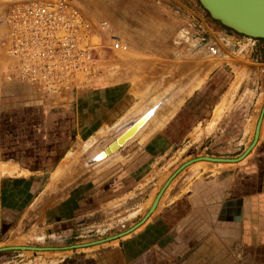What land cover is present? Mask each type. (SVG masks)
<instances>
[{"label":"crops","instance_id":"crops-1","mask_svg":"<svg viewBox=\"0 0 264 264\" xmlns=\"http://www.w3.org/2000/svg\"><path fill=\"white\" fill-rule=\"evenodd\" d=\"M127 42L126 54L107 53L115 56L101 65L91 90L61 99L7 84L0 41V248L54 236L56 227L67 237L73 226L115 223L117 209L140 192L134 188H143L139 204L147 212L159 192L150 198L148 179L160 175L149 162L200 140L222 99V135L237 132V144L251 143L264 103V68L239 83L196 41ZM135 124L114 152L97 158ZM185 168L131 232L23 261L0 254V264H264V109L243 158Z\"/></svg>","mask_w":264,"mask_h":264},{"label":"rangeland","instance_id":"rangeland-1","mask_svg":"<svg viewBox=\"0 0 264 264\" xmlns=\"http://www.w3.org/2000/svg\"><path fill=\"white\" fill-rule=\"evenodd\" d=\"M25 1L28 0H0V36L5 31L2 20L5 17L8 7L11 4L22 3ZM70 1L78 6L87 20L94 24L103 21L108 25V32H102L100 36H98V40H95L96 43L94 42L95 44L99 43L100 45V69L104 68L101 65H103L108 58L113 60L115 56L107 54L110 52L107 48L109 43L108 33L116 36L122 43L126 44V46H128L127 41L129 40H149L152 43H156L157 40L160 42L178 39L185 42L190 40L196 41L198 43L197 50H199V47L204 48L206 46L208 55L212 56L213 64L229 66L231 72L227 74L231 75L233 79H235V77L237 79L238 77L239 83L247 74L250 75L249 77L253 78V73H261L260 69L264 68V63L256 64L253 61V56L264 59V45L260 43V41L254 42L255 39L253 38L238 35L221 26L218 22L211 20L196 0H143V3L140 0ZM142 6L143 10H141ZM111 8L116 10V13L114 14L115 17L109 13ZM131 9L133 12L130 14L129 10ZM0 38V41H2V37ZM234 39H236V41H234ZM128 50L127 47L126 51H117L115 53H117L116 55L126 54ZM237 64L240 67L239 70L236 69ZM237 88L238 85L235 83L234 87H232V96L235 95ZM222 101H225V99H222L221 102ZM263 104L261 107H263ZM224 107H226V104ZM213 121H215L213 127L210 130L205 129L203 137L200 140L190 144H188L186 140L179 146V148H174L173 150L165 152V155L162 158L160 157L159 160L149 162V165H151L150 170H153V172L159 171L160 174L159 176H150L148 179V185L151 187L148 188L151 190L150 198L155 192H158L161 189L166 180H168V178L182 164L200 157L235 159L241 155L239 154L240 151H244L247 148V144H237L239 139H235L237 135L235 129L233 131L229 130V133H235L228 136V139L222 135L223 133L226 134V130L223 131L221 129L222 125L220 117L218 120L213 119ZM245 134L249 140L250 131L249 133L247 131ZM199 161L201 160L192 163H197ZM185 167L186 166L181 170L183 172H188L185 170ZM177 173L169 180L168 184L178 175ZM167 185L165 187H167ZM134 189L140 190V192L137 191L138 193L130 196V198L127 197L126 208L123 207L117 209L116 219H114L115 223H110L108 220L105 224L99 225L98 227L73 226L67 237H61V233H66L64 227H56L54 229L56 233L54 236H45L41 233L38 239H34V237L33 239H22L23 241L21 243L23 244L19 246L71 248L72 246L84 245L94 241H107L108 238L114 237L116 234L122 233L137 225L145 215L143 213L145 212L146 207L140 206L139 204L144 196L142 192L143 188ZM144 189L146 190V188ZM122 199H126V197H123ZM124 201L122 204L123 206L126 203ZM41 251L7 250L0 254L3 255V258H20L23 261L30 259L31 256L40 255Z\"/></svg>","mask_w":264,"mask_h":264},{"label":"built area","instance_id":"built-area-1","mask_svg":"<svg viewBox=\"0 0 264 264\" xmlns=\"http://www.w3.org/2000/svg\"><path fill=\"white\" fill-rule=\"evenodd\" d=\"M1 45L7 58V84H21L39 97L73 98L99 80V43L106 22L87 20L70 0H28L11 4L2 20ZM108 50L126 44L108 33ZM95 42V43H94Z\"/></svg>","mask_w":264,"mask_h":264},{"label":"water","instance_id":"water-1","mask_svg":"<svg viewBox=\"0 0 264 264\" xmlns=\"http://www.w3.org/2000/svg\"><path fill=\"white\" fill-rule=\"evenodd\" d=\"M196 1L200 5V7L207 13V15L209 16L211 20L218 22L221 26L231 30L232 32L238 35L246 36V37L253 38V39H260L264 42V0H196ZM263 109H264V104L261 109V113L257 119V122L255 124L254 135H253L252 141L239 157L235 159L200 157V158L193 159V160H190L182 164L163 184L159 192L156 194L152 205L150 206V208L148 209V211L146 212V214L143 216V218L140 220L138 224L142 223L149 216V214L151 213V211L153 210L156 204L157 199L161 195L165 186L168 184L169 180L177 172H179L184 166H187L188 164L194 161H198V160L211 161V162H236L240 160L241 158H243L248 153V151L252 148V146L254 145L256 141ZM136 124L133 126V129L135 128ZM134 130H129V131H132L133 133ZM124 135H122L119 139H121ZM107 148H105L104 150H106ZM137 225L127 229L126 231L122 233H118L114 237H111V238L120 237L124 235L125 233L127 234L128 232H131ZM101 241H94L92 243H88L84 245H76L72 247L87 246V245L99 243ZM50 249L52 248L11 246V247L0 248V251L2 250L41 251V250H50Z\"/></svg>","mask_w":264,"mask_h":264},{"label":"bare ground","instance_id":"bare-ground-1","mask_svg":"<svg viewBox=\"0 0 264 264\" xmlns=\"http://www.w3.org/2000/svg\"><path fill=\"white\" fill-rule=\"evenodd\" d=\"M222 109H223V102L222 103H220L216 108H215V111H214V118L213 119H215V120H218L219 119V117H220V115H221V112H222ZM142 122V121H141ZM140 123V122H139ZM138 123V124H139ZM139 125H136L135 126V128L134 129H136L137 127H138ZM134 129H131V130H134ZM131 133H132V131H128L121 139H118V141H116L115 143H113V144H111L106 150H104V152H101L100 154H98V156H97V158H101L103 155H107V154H109V153H112V152H114L126 139H127V137H130V135H131ZM204 161V160H203ZM207 162H211V161H207ZM166 188V187H165ZM164 188V189H165ZM163 189V190H164ZM159 198H160V196H159ZM159 198L157 199V201H156V204H155V206H154V208H153V210L155 209V207H156V205H157V203H158V201H159ZM153 210L151 211V213L153 212ZM126 234V233H125ZM124 234V235H125ZM102 242H105V241H101V242H99V243H102ZM96 244V243H95Z\"/></svg>","mask_w":264,"mask_h":264},{"label":"trees","instance_id":"trees-1","mask_svg":"<svg viewBox=\"0 0 264 264\" xmlns=\"http://www.w3.org/2000/svg\"><path fill=\"white\" fill-rule=\"evenodd\" d=\"M258 41H260L264 45V42L262 40L258 39Z\"/></svg>","mask_w":264,"mask_h":264}]
</instances>
